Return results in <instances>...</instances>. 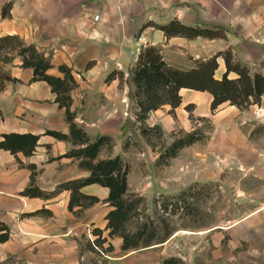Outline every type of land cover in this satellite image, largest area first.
<instances>
[{
    "label": "crops",
    "instance_id": "obj_1",
    "mask_svg": "<svg viewBox=\"0 0 264 264\" xmlns=\"http://www.w3.org/2000/svg\"><path fill=\"white\" fill-rule=\"evenodd\" d=\"M5 5L7 15L2 13ZM95 14L100 15L98 20ZM175 17L189 24L222 26L227 37L168 36L154 25L143 26L149 20L166 23ZM140 33L145 34L143 44L159 45L164 59L175 67L191 68L196 59L228 46L239 59L253 66L264 60V0H0V35L17 34L26 43L35 44L50 58V74L63 76L60 65L71 67L76 79L70 92L75 121L90 141L104 134L113 137L112 146L103 145L98 158L120 154L131 165L128 191L154 186L156 182L147 177L161 153L160 147L149 145L143 133L135 134V123L143 122L147 128L160 125L170 144L181 133L204 129V138L184 145L165 164V169L173 166L177 171L175 188L189 184L184 169H260L264 148L253 136L256 103L240 107L225 101L213 110L212 92L182 87L179 105L166 103L149 111L143 120L137 118L139 106L130 72L143 45L137 41ZM7 55L8 60L0 58V68L13 78L0 89V138L11 131L38 133L40 137L30 155L0 148V221L10 227L9 238L0 241V264H85L88 246L97 247L96 228L103 229L105 243L114 245L113 252L123 250V237L110 236L106 228L107 214L114 208L107 200L108 186L85 184L81 190L97 200L86 206L77 203L73 208L69 207L71 190L57 189L64 181L90 174L80 165V158L67 153L84 144L46 132H70L66 107L59 103L47 80L33 79L34 68L24 66L21 55L16 51ZM218 61L215 77L221 78L227 66L223 56ZM114 69L122 75L107 81ZM237 76V72H229V77ZM259 105H264V95ZM206 119L209 125L205 129ZM135 140L140 145L138 160L142 169L137 180L132 177L135 162H129L131 154H136ZM33 172L37 186L49 192L48 196L24 193ZM159 172L165 174L162 180L168 185V172ZM252 174V180H262L261 175ZM253 215L238 221L242 236L251 234L246 228L255 220ZM256 245L259 255H255L260 261L263 245L258 240ZM142 249L147 248L127 250L120 257L136 264V254L142 256ZM103 253L110 262L116 258Z\"/></svg>",
    "mask_w": 264,
    "mask_h": 264
},
{
    "label": "trees",
    "instance_id": "obj_2",
    "mask_svg": "<svg viewBox=\"0 0 264 264\" xmlns=\"http://www.w3.org/2000/svg\"><path fill=\"white\" fill-rule=\"evenodd\" d=\"M9 3L7 4V6ZM3 15L9 14L6 5L2 10ZM154 25L164 30L166 35H184L187 37H196L199 35L214 37H227V31L224 27H210L200 24H189L175 17L166 23H157L149 20L144 23ZM4 52L3 59L8 60L9 51H16L22 56L24 66L34 68L33 79L47 80L52 89L57 93V100L61 105L66 107L67 119L70 123V132L66 133L61 130L47 129L46 132L59 138L69 139L76 144H84L79 147L71 148L67 153L80 158V165L90 170L86 177L72 178L60 183L57 189L68 188L71 190L69 207L73 208L75 204L81 203L86 206L97 200L94 195L87 194L81 190L82 186L91 182H99L110 188L107 200L114 206L108 214L106 228H109L110 236L120 235L123 237L122 248L132 249L141 246H148L155 239L157 242L165 241L173 232L174 228L166 220L154 224V221H144L140 228L131 232L127 228V221L131 218L132 212L138 207L144 197L135 196V199L128 195V173L130 166L126 163L120 154L109 158H98L99 152L104 143L113 144L111 135H100L94 141H90L87 132L81 128L75 121V113L71 110V90L76 85V79L72 73L71 67L61 64L60 69L63 76L50 74L48 69L52 66L51 60L33 43H26L22 37L17 34L0 35V52ZM223 56L227 66L221 78L215 77V70L219 65L218 58ZM264 61V60H263ZM235 71L238 76L229 77V72ZM117 74L122 75L121 71L112 70L106 77L109 81ZM13 77L0 68V89L5 82ZM134 94L136 102L140 108L138 117L144 119L149 111L160 107L163 104L170 103L177 106L181 103L182 97L180 89L190 87L201 90H209L213 94L211 107L217 109L220 104L228 101L240 107H247L251 103L260 102L264 95V73L255 71L252 73L250 65L239 59L232 46L218 50L207 58L196 59V65L191 68H180L169 64L163 57L161 47L154 44L142 45L136 64L133 68ZM148 129V128H147ZM149 129H155L161 135L160 125ZM196 131L187 133L175 139L163 152H161L159 163L167 164L169 158L175 156L178 150L189 143L194 142L200 137ZM40 134L32 132H4L0 138V148H6L14 153L24 152L26 155L32 154L38 144ZM193 186L181 191L179 194L165 195L161 200V208L176 213L180 205V196L183 194L192 195ZM24 193L30 195L48 196L50 193L41 189L35 182L33 172L32 180ZM136 194V193H134ZM132 194V195H134ZM172 197L175 198L174 201ZM158 197L155 202H159ZM159 228L163 230L159 234ZM95 232L99 235L95 238V245L104 248L103 251L108 253L114 249L110 242L107 247L104 243L107 236H103V229L96 228ZM10 236V227L7 223L0 221V241H5ZM91 246V245H89ZM93 247V245H92ZM163 264H186V262L177 256H169L163 259Z\"/></svg>",
    "mask_w": 264,
    "mask_h": 264
},
{
    "label": "rangeland",
    "instance_id": "obj_3",
    "mask_svg": "<svg viewBox=\"0 0 264 264\" xmlns=\"http://www.w3.org/2000/svg\"><path fill=\"white\" fill-rule=\"evenodd\" d=\"M3 55L4 52L1 51L0 58ZM253 66L255 70L252 69ZM253 66L250 65L252 73L264 71L263 60ZM133 68L130 72L132 75ZM255 103L261 104V101ZM138 114H140V108L137 110V118H139ZM204 125L205 129L208 128L209 121L207 119ZM133 128L137 136L143 133L149 145L153 148L160 147L161 152L170 145L167 141L169 139L164 138L163 131L160 135L155 129H147L143 122L140 124L135 123ZM194 131L201 135L200 137H205L204 129ZM186 134L181 133L180 137ZM253 134L257 138L258 144L264 148V122L258 117ZM133 137V139H136L135 136ZM177 138L179 136L175 139ZM135 141L136 154L135 156L131 154L129 162H135L132 177L137 180L142 176V169H139L140 163L138 160L140 145L137 140ZM104 145L110 148V144L107 142ZM158 158L156 163H152V169L149 170L150 176L147 177V179L152 178L156 182L154 186L147 187L149 189L145 187L139 192L128 191L127 193L134 199L138 195L144 197L138 202V207L133 210L131 218L127 221V228L131 232H135L144 221H154V224L157 225L162 220H166L174 228V232L165 241L157 242L159 240L155 239L148 246L138 247L147 249L139 251L142 256L136 254V264H149V261L150 264H162L163 259L169 256L180 257L186 264H264V158L258 163L261 166L260 169H184L185 176H187L186 181L189 184H183V188H175L176 169L173 166L165 169V163L157 162ZM148 164V160H146L145 165ZM141 165L143 167V164ZM155 165H159L160 169H154ZM129 166L131 167L130 164ZM158 170L168 172L166 175L168 185L173 188L169 189L170 187L164 183L166 181L162 180L165 174L162 175ZM206 171L212 172V174L206 175ZM252 173L261 175L259 177L262 180L259 182L257 178L252 180ZM190 185L193 186L192 195L183 194L180 196L179 203L181 206L176 213L172 212L171 205L168 211L161 208L160 203L165 195L179 194L181 191L188 189ZM148 193H150V196ZM157 197L160 201L156 203L155 199ZM174 200L175 198L172 197L171 201ZM249 214H254L255 220L246 228L252 234L246 235L249 237L247 240L246 236H242L243 233L239 228L238 221ZM158 231L159 234L163 232L160 228ZM257 240L261 241L263 245L259 257L260 261L256 259V255H259L256 254ZM107 245L108 242L104 243V247H107ZM88 248L89 250L86 251L83 259L85 264H130L131 262L127 258L120 256L127 250L138 249H123L119 252L111 250L110 253L106 254L114 255L116 258L110 262L111 259L109 260L103 253L104 248L99 246H88Z\"/></svg>",
    "mask_w": 264,
    "mask_h": 264
},
{
    "label": "built area",
    "instance_id": "obj_4",
    "mask_svg": "<svg viewBox=\"0 0 264 264\" xmlns=\"http://www.w3.org/2000/svg\"><path fill=\"white\" fill-rule=\"evenodd\" d=\"M100 17L99 14H95L94 15V19L95 20H98ZM138 43L140 44H143L146 42V39H145V34L144 33H140V35L138 36V39H137ZM145 45V44H143ZM142 47V45H141ZM141 49V48H140ZM256 115L257 117L262 120L264 122V105H259L257 104V110H256Z\"/></svg>",
    "mask_w": 264,
    "mask_h": 264
}]
</instances>
